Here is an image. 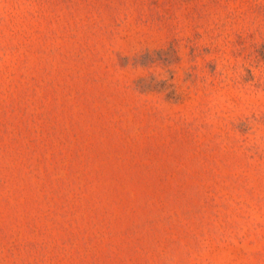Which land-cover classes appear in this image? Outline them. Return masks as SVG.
I'll return each mask as SVG.
<instances>
[{"label":"rangeland","instance_id":"1","mask_svg":"<svg viewBox=\"0 0 264 264\" xmlns=\"http://www.w3.org/2000/svg\"><path fill=\"white\" fill-rule=\"evenodd\" d=\"M0 264H264V0H0Z\"/></svg>","mask_w":264,"mask_h":264}]
</instances>
